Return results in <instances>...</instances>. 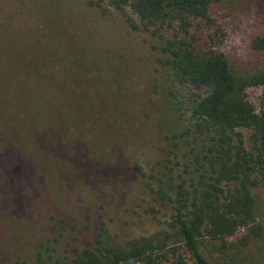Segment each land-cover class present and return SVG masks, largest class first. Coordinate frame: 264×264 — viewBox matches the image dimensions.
Wrapping results in <instances>:
<instances>
[{"label": "rangeland", "instance_id": "rangeland-1", "mask_svg": "<svg viewBox=\"0 0 264 264\" xmlns=\"http://www.w3.org/2000/svg\"><path fill=\"white\" fill-rule=\"evenodd\" d=\"M231 2L212 8L217 47L235 68L264 69L250 45L264 37V0ZM172 34L104 2L0 0V264H34L41 249L67 262L100 232L123 243L164 228L151 186L172 175L184 150L170 137L205 92L163 62ZM261 90H246L257 110ZM252 193L255 222L215 264H264L260 240L245 238L264 232V187Z\"/></svg>", "mask_w": 264, "mask_h": 264}, {"label": "trees", "instance_id": "trees-1", "mask_svg": "<svg viewBox=\"0 0 264 264\" xmlns=\"http://www.w3.org/2000/svg\"><path fill=\"white\" fill-rule=\"evenodd\" d=\"M124 11L130 9L144 27L172 29L162 50L163 62L181 84L198 93L188 123L172 135L184 152L176 156L167 179L156 177L151 191L168 210L164 228L149 236L116 243L107 232L97 234L95 244L74 249L67 262L55 264H215L213 253L235 243L228 242L238 229L255 222L254 187H264V69L235 68L217 47L212 8L231 0H89ZM236 2V1H235ZM131 25L135 22L130 19ZM251 48L264 50V37L255 36ZM261 87L260 110L246 90ZM243 130L248 132L244 137ZM136 169L143 175L153 177ZM174 173V174H173ZM247 239L264 232L250 226ZM38 251L34 264H49L51 253ZM53 263V264H54ZM13 264H21L15 262ZM24 264V262L22 263Z\"/></svg>", "mask_w": 264, "mask_h": 264}]
</instances>
